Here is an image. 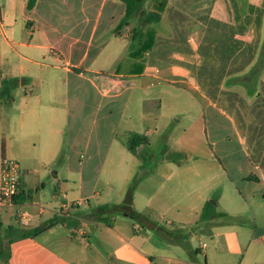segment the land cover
<instances>
[{
  "label": "crops",
  "instance_id": "obj_1",
  "mask_svg": "<svg viewBox=\"0 0 264 264\" xmlns=\"http://www.w3.org/2000/svg\"><path fill=\"white\" fill-rule=\"evenodd\" d=\"M134 1L135 11L127 17L124 0H37L28 11V0H8L9 9L6 7L5 17H0V56L6 58L13 73H24L25 61L45 65L55 75L66 74L63 81L68 89L69 75L75 76L109 99L121 98L153 79L194 92L202 111L193 126L204 141L194 153L178 151L172 159L163 156L156 167L164 171L159 184L146 181L147 205L168 217L166 226L155 223L147 214L136 221L119 210L117 206L129 194L119 202L97 199L99 193L86 189L92 179L84 178L86 169L82 168L75 190L69 187V174L58 183L53 198L59 202L50 210L44 226L32 223L34 216L28 215L29 227L24 230L39 227L41 234L27 237L9 228L0 236V264H192L193 249H185L178 232L186 223L184 212L189 209L190 215L212 224L218 207L212 197L218 189L227 202H243L254 217L251 203L256 204L264 216V0ZM19 4L21 15L16 13ZM123 41L130 44L126 74L118 73L106 81L91 77L89 74L100 72L90 59L118 57ZM45 43H50L53 64L35 60L47 51ZM143 43L146 51L142 50ZM42 57L47 59L46 54ZM210 66L217 70L213 83L205 77ZM12 83L16 84L13 78ZM152 102L141 101L143 112ZM30 114L38 122L37 113ZM207 114L217 131L212 142L208 141L205 125L200 123ZM223 120L233 131H221L225 127ZM44 138L47 140L46 135ZM113 145L105 150L97 176L102 169L106 171L114 165V173L118 167L123 170L124 182L131 177L133 163L127 162L134 148L117 141ZM80 165L84 167L81 161ZM201 166L212 172L213 178L202 192H196L195 185L191 186L190 180L186 182L182 174L185 171L190 175L193 169L194 177H200ZM175 175L179 176L175 186L188 185L190 194H195L188 207L185 200L171 201L165 195ZM21 191L26 197L22 188ZM91 199L95 200L93 204ZM44 212L41 207L40 215ZM52 220L54 223L49 224ZM252 230L250 247L254 244L259 256L247 264H264V226L254 222L239 232ZM229 240L226 243L232 246L234 241Z\"/></svg>",
  "mask_w": 264,
  "mask_h": 264
},
{
  "label": "rangeland",
  "instance_id": "obj_2",
  "mask_svg": "<svg viewBox=\"0 0 264 264\" xmlns=\"http://www.w3.org/2000/svg\"><path fill=\"white\" fill-rule=\"evenodd\" d=\"M1 1L0 17H5L8 0ZM16 13H22L20 4L16 7ZM19 20L24 25L23 20ZM45 44L48 47L45 52L47 59L42 57L45 55L43 54L36 56L35 60L53 64L50 43ZM122 44L120 55L116 58L99 57L95 60L91 56L90 62H94V67L100 73L89 75L106 81L118 73L126 74L130 44L128 41H123ZM60 64L64 66V63ZM24 66V73H13L6 58L2 59L0 56V161L3 153L4 158L19 164L21 188L26 193L19 206L2 208L0 236L7 233L9 228L24 230L29 227L30 220L27 226H22L17 218L11 219L19 209L23 214H33L32 223L44 226L48 222L50 210L59 202L53 198L58 183L63 182L69 174V187L75 190L82 168L86 169L84 178L92 179L91 185L87 183L86 189L93 188L99 193L97 199L119 202L121 198L131 194L132 208L140 213L141 219L147 214L155 223L165 227L168 217L150 210L147 205L146 181L159 184L160 175L164 171L156 167L163 156L172 159L177 156L178 151L194 153L204 141L197 127L193 126L202 111L194 92L163 79H153L152 82L147 80L141 88L131 90L121 98L109 99L75 76L69 75L68 89L63 81L65 73L55 75L45 65L30 64L27 61ZM214 71L217 70L211 67L205 74L208 83L216 80ZM12 78L16 80V84L12 83ZM143 99H152L154 107L151 109L153 104L150 103L148 110L143 112L144 108L142 110L140 104ZM125 102H128L127 105ZM68 108L69 116L66 115ZM31 111L37 113L38 122L32 118ZM205 118L200 123L205 125L208 141L212 142L217 138V131L210 114ZM222 122L225 124L222 132L227 134L233 131L228 122ZM116 141L134 148L130 154L132 157L127 162L133 163L131 177L124 182L121 178L123 170L118 167L114 173V165L108 166L106 171L102 169L97 176V168L102 163L105 150ZM80 161L84 167L80 165ZM199 170L202 174L200 177H194L193 169L189 170L190 175L185 171L182 174L186 182L190 180L191 186L195 185L196 192H202L210 178H213L208 169H202L201 166ZM138 177L139 180L136 181ZM178 178V175L174 176L173 182L165 189V195L171 201L184 203L185 200L184 204L188 207V202L195 194H190L188 185L175 186L174 181ZM221 178L219 176L220 180ZM201 182L203 186L200 185ZM223 195L220 189L213 194L212 200L218 201V207L217 217L212 220V224H208V219H197L195 215H190L189 209L184 212L186 223L180 225L178 232L185 249H193L195 261L192 264H247L259 256L258 248L254 244L250 247L253 230L242 233L239 230L250 228L254 222L264 226V216L256 204L251 203L257 216L254 217L243 202L234 205L227 202ZM90 201L93 204L95 200ZM84 203L87 204V201ZM41 207L45 211L42 215L39 213ZM231 212H234L233 216L229 215ZM197 221L200 222L196 224ZM141 225L145 226L142 222ZM214 232L218 235L214 236ZM229 238L234 241L232 246L226 243L230 241Z\"/></svg>",
  "mask_w": 264,
  "mask_h": 264
},
{
  "label": "built area",
  "instance_id": "obj_3",
  "mask_svg": "<svg viewBox=\"0 0 264 264\" xmlns=\"http://www.w3.org/2000/svg\"><path fill=\"white\" fill-rule=\"evenodd\" d=\"M20 166L19 164L7 158L1 160L0 165V215L2 214L3 207H14L16 203L14 198L21 191V179H20ZM17 218L22 226L28 225L29 217L27 214H23L21 209L17 212V215H12L11 219ZM1 221V219H0Z\"/></svg>",
  "mask_w": 264,
  "mask_h": 264
},
{
  "label": "trees",
  "instance_id": "obj_4",
  "mask_svg": "<svg viewBox=\"0 0 264 264\" xmlns=\"http://www.w3.org/2000/svg\"><path fill=\"white\" fill-rule=\"evenodd\" d=\"M124 1L127 4L126 16L129 17L135 11L136 2L134 0H124ZM36 2H37V0H28L27 10H32L33 7L36 5ZM146 49H147L146 43H143L142 44V50L146 51ZM138 180H139V177L136 179V181H138ZM24 199H25V196L23 195L22 191H20V193L14 198V202L17 204V203L22 202ZM209 205H211V204H209ZM117 208L119 210H121L122 212H125L129 216L133 217L134 219L138 220L141 218V215L138 212L134 211L132 208V195L131 194H129L126 201H124L123 204L118 205ZM52 223H54V220H52L49 224H52ZM41 233H42V230L38 227L34 230L19 229V230H16L15 234L31 237V236H37Z\"/></svg>",
  "mask_w": 264,
  "mask_h": 264
}]
</instances>
